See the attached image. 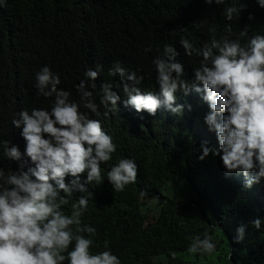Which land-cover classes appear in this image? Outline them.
Returning <instances> with one entry per match:
<instances>
[{
    "label": "trees",
    "instance_id": "obj_1",
    "mask_svg": "<svg viewBox=\"0 0 264 264\" xmlns=\"http://www.w3.org/2000/svg\"><path fill=\"white\" fill-rule=\"evenodd\" d=\"M0 264H264V0H0Z\"/></svg>",
    "mask_w": 264,
    "mask_h": 264
},
{
    "label": "clouds",
    "instance_id": "obj_2",
    "mask_svg": "<svg viewBox=\"0 0 264 264\" xmlns=\"http://www.w3.org/2000/svg\"><path fill=\"white\" fill-rule=\"evenodd\" d=\"M221 91L228 95L227 97L234 96V93L230 92L228 88L222 89ZM237 103L240 104V106L236 110H234L229 116L225 115L224 134L235 144L237 148H239L238 151L241 149L246 151L247 136L240 121L242 118L244 119L248 116L250 108L243 102Z\"/></svg>",
    "mask_w": 264,
    "mask_h": 264
},
{
    "label": "rangeland",
    "instance_id": "obj_3",
    "mask_svg": "<svg viewBox=\"0 0 264 264\" xmlns=\"http://www.w3.org/2000/svg\"><path fill=\"white\" fill-rule=\"evenodd\" d=\"M148 206V216L150 217L152 214H154V211H155V207H156V202L155 201H148L147 204Z\"/></svg>",
    "mask_w": 264,
    "mask_h": 264
}]
</instances>
